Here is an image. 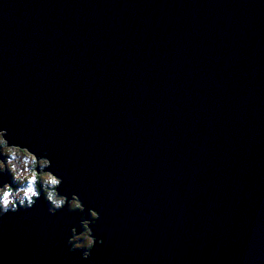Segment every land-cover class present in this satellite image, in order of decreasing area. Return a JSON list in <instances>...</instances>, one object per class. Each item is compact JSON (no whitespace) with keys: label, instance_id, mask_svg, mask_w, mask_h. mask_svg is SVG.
I'll use <instances>...</instances> for the list:
<instances>
[{"label":"water","instance_id":"water-1","mask_svg":"<svg viewBox=\"0 0 264 264\" xmlns=\"http://www.w3.org/2000/svg\"><path fill=\"white\" fill-rule=\"evenodd\" d=\"M0 126L104 239L68 252L40 199L2 264H264V0H0Z\"/></svg>","mask_w":264,"mask_h":264},{"label":"clouds","instance_id":"clouds-1","mask_svg":"<svg viewBox=\"0 0 264 264\" xmlns=\"http://www.w3.org/2000/svg\"><path fill=\"white\" fill-rule=\"evenodd\" d=\"M54 159L47 150H33L22 141H10L7 128L0 126V174L8 176L0 180V218L19 209H31L40 199L46 202L49 215L62 209L78 211L65 245L68 252L79 250L80 259L89 260L94 248L104 245L103 237L95 235L90 227L100 214L94 207L86 208L78 194L68 190L64 177L53 167Z\"/></svg>","mask_w":264,"mask_h":264}]
</instances>
